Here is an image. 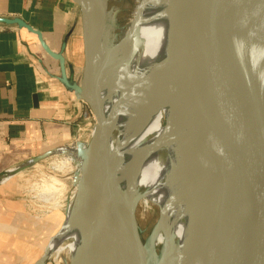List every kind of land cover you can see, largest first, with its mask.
<instances>
[{"label": "bare ground", "instance_id": "obj_1", "mask_svg": "<svg viewBox=\"0 0 264 264\" xmlns=\"http://www.w3.org/2000/svg\"><path fill=\"white\" fill-rule=\"evenodd\" d=\"M76 1L86 6L98 26L100 2ZM213 2L204 0L207 12L215 10ZM140 7L138 22L119 43L109 44L105 31L94 51L95 65L111 55L102 70L100 85L97 87L92 79L89 93L106 115L107 129H117L116 143L113 135L106 141L114 184L128 212L135 210L140 200L155 202L161 209L162 221L145 248L148 264H213L211 188L206 161L197 143L199 134L208 130V122L183 60L178 75L170 65L188 41L186 18L180 0H151ZM136 26L140 28L137 35ZM135 38L144 44L124 66ZM212 39L217 43L216 35ZM164 118L166 126L162 125ZM211 133L217 138L215 131ZM210 141L208 136L207 143ZM79 145L84 148L65 146L55 150L77 159L82 176L76 199L68 209V224L65 219L64 230L47 245L48 260L68 250L71 264H129L134 255L132 222L126 214L123 229L128 242L121 247L105 215L102 194L93 184L89 147ZM161 150L164 161L160 160ZM16 172L1 176L0 183ZM166 233L174 240V252L163 254L158 261L155 251L164 247ZM68 240L71 243L64 245Z\"/></svg>", "mask_w": 264, "mask_h": 264}, {"label": "water", "instance_id": "obj_2", "mask_svg": "<svg viewBox=\"0 0 264 264\" xmlns=\"http://www.w3.org/2000/svg\"><path fill=\"white\" fill-rule=\"evenodd\" d=\"M92 1L100 2L98 26L86 6L76 1L84 19L85 64L81 81L73 85L65 76L61 80L79 95L94 117L89 164L117 241L121 247L128 242L123 229V218L128 215L134 245L129 264H148L135 211L128 212L121 205L114 184L110 151L106 148L110 139L107 117L89 93L90 81L100 85L102 70L111 58L95 65L94 51L107 28L108 0ZM213 1L215 10L207 12L204 0H180L188 37L182 60L208 122V130L199 134L197 143L206 161L211 188L213 264H264V0ZM0 23L18 25L37 35L64 68V58L45 47L40 32L20 19H0ZM213 35L217 36V43ZM212 131L217 138L211 136ZM208 136L211 141L207 143ZM21 170L22 167L15 174ZM173 252L174 240L166 233L164 254ZM47 260L48 247L37 264Z\"/></svg>", "mask_w": 264, "mask_h": 264}, {"label": "crops", "instance_id": "obj_3", "mask_svg": "<svg viewBox=\"0 0 264 264\" xmlns=\"http://www.w3.org/2000/svg\"><path fill=\"white\" fill-rule=\"evenodd\" d=\"M0 19L22 20L65 61L63 68L28 29L0 23L1 177L47 157L78 134L73 121L82 116L84 103L61 79L80 83L76 75L83 72L85 51L76 0H0ZM13 178L0 183V264H21L26 249L36 247L35 221L24 213Z\"/></svg>", "mask_w": 264, "mask_h": 264}, {"label": "rangeland", "instance_id": "obj_4", "mask_svg": "<svg viewBox=\"0 0 264 264\" xmlns=\"http://www.w3.org/2000/svg\"><path fill=\"white\" fill-rule=\"evenodd\" d=\"M147 1L151 0H108L109 7L106 31L109 44L113 45L119 43L126 33L132 30L133 24L137 23V19H139L138 16L141 12L140 5L142 6ZM139 3L141 4L139 5ZM133 17L135 18L133 19ZM139 31V26H136L134 29L135 35H137ZM143 44L144 42L142 40L135 38L132 47L133 52L130 51L129 54H132V56L126 65L134 58L133 55L139 51ZM134 47L135 49L133 50ZM109 56L111 55H108V58ZM139 58L140 56H138L137 63H139ZM181 62V53L176 54L171 60L170 65L174 68V75L179 74V70L182 66ZM81 77V73L76 75V82H80ZM73 125L75 130L79 131L78 134L76 132L68 143L55 148L47 157L27 164L12 180L15 184L18 201H20L24 213L29 214L34 219L36 230L35 239L32 238L35 240L36 244L35 251L32 250V247L26 249L25 261L21 264H36L39 262L51 239L58 235L65 219L67 220L66 225L68 224V209L76 199L77 189L79 188L78 185L82 176V167L77 159L65 156L62 153H57L55 150L65 146L69 148H84L79 144L84 146L89 145L94 130L95 120L86 104H84L82 116L76 121L74 120ZM162 125L166 126L165 118L162 119ZM115 135H117V129L112 128L110 130V136L113 137L116 143ZM159 156L160 160L164 161L165 157L162 150L159 152ZM61 162L63 164H61ZM134 211L140 238L144 247L147 248L153 241L155 229L162 221L161 209L155 202L150 201L145 203L140 200ZM68 242L71 243V241L68 240L64 245L69 244ZM163 254L164 247H157L155 251L156 260L160 261ZM44 264H71L70 254L68 250H64L56 254V257L55 255L51 257Z\"/></svg>", "mask_w": 264, "mask_h": 264}]
</instances>
